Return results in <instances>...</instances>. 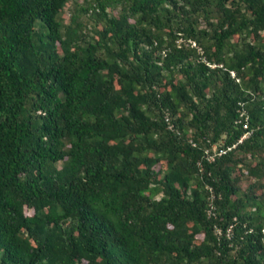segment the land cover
I'll return each instance as SVG.
<instances>
[{
	"label": "trees",
	"instance_id": "16d2710c",
	"mask_svg": "<svg viewBox=\"0 0 264 264\" xmlns=\"http://www.w3.org/2000/svg\"><path fill=\"white\" fill-rule=\"evenodd\" d=\"M66 1L0 0V264H264V0Z\"/></svg>",
	"mask_w": 264,
	"mask_h": 264
},
{
	"label": "rangeland",
	"instance_id": "374dc122",
	"mask_svg": "<svg viewBox=\"0 0 264 264\" xmlns=\"http://www.w3.org/2000/svg\"><path fill=\"white\" fill-rule=\"evenodd\" d=\"M84 0H67L66 3L64 4L61 12H60V18L63 24H67L68 20H69V15L71 13H76L78 15V20L80 22L83 23L84 29L83 31L88 35L91 32V28H92V20L84 15L83 13H78V9L80 6H82ZM116 11L112 10V13H115ZM90 25V29H88V26ZM200 26L203 25V23L199 24ZM246 179V178H243ZM249 180L246 179V181L242 180L241 181V186L244 187V185L246 184V182H248ZM263 186H264V179L262 181ZM158 195V194H157Z\"/></svg>",
	"mask_w": 264,
	"mask_h": 264
},
{
	"label": "built area",
	"instance_id": "2783aa9c",
	"mask_svg": "<svg viewBox=\"0 0 264 264\" xmlns=\"http://www.w3.org/2000/svg\"><path fill=\"white\" fill-rule=\"evenodd\" d=\"M181 41V39H176L175 43H179ZM188 43H190L191 45H194V43L192 41H190L189 39L187 40Z\"/></svg>",
	"mask_w": 264,
	"mask_h": 264
}]
</instances>
